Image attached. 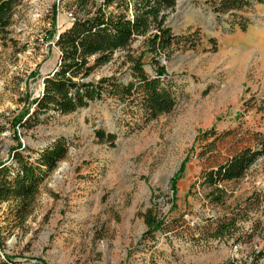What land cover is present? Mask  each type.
<instances>
[{"label":"rangeland","instance_id":"obj_1","mask_svg":"<svg viewBox=\"0 0 264 264\" xmlns=\"http://www.w3.org/2000/svg\"><path fill=\"white\" fill-rule=\"evenodd\" d=\"M81 1L0 0V168H13L16 149L28 156L59 136L67 140L65 157L37 186L25 218L16 215V201H0V242L11 264H264V200L241 222L245 230L260 222L251 238L237 245L189 239L197 235L191 227L264 192V156L236 180L202 184L204 171L253 144L254 133L264 134V2L245 13V31L217 21L209 0L160 9L158 25L175 33L197 29L200 37L194 49L161 57L178 84L169 113L143 123L106 98L19 125L57 64L55 32L82 11ZM108 10L115 12V4ZM125 12L132 15L130 7ZM130 48L153 74L145 36ZM122 54L116 51L93 79L120 76ZM98 129L116 138L99 139ZM149 208L174 230L147 233L142 214Z\"/></svg>","mask_w":264,"mask_h":264},{"label":"trees","instance_id":"obj_2","mask_svg":"<svg viewBox=\"0 0 264 264\" xmlns=\"http://www.w3.org/2000/svg\"><path fill=\"white\" fill-rule=\"evenodd\" d=\"M209 1L216 20L229 23L230 31L235 24L245 31L251 24V18L245 13L255 4L264 2ZM85 2L81 1L79 8L82 11L75 12L70 21L55 32L54 44L59 52L57 64L43 76L41 94L33 101L32 109L28 108L19 118V125L32 127L46 120L51 111L61 115L69 114L87 107L92 101L106 98H113L122 113L137 114L143 123L169 113L176 106L178 84L161 62V57L167 60L175 50L194 49L200 39L197 29L175 33L170 27L156 23L160 9H173L176 0H103L92 10L83 9ZM112 4L117 9L115 12L108 10ZM129 7L132 10L131 16L125 12ZM121 8V12H118ZM2 31L3 27H0ZM137 36H145L153 74L145 69L141 56H134L131 52L130 44ZM209 41L215 50L216 40L209 38ZM116 51L123 52L122 64H125L120 76H102L94 80V72L107 64ZM122 75H129V78L123 81L120 79ZM96 135L99 139L110 141L116 138L115 133H106L104 129L96 130ZM252 140L253 144L243 146L223 162L204 171L202 184L216 187L221 182L242 177L258 158L264 156V134L256 132ZM66 152L67 140L63 136L36 152H28V156L20 150H14L11 163L13 168H0V201H16V215L20 219L25 218L37 186L56 167L57 162L65 157ZM262 200L264 192L247 197L230 212L208 218L202 224L191 227L197 235L192 233L189 239L197 243L231 241L237 245L245 238H251L260 222H251L248 230H245L241 222L251 219L249 211L259 206ZM142 216L149 234L157 230L163 233L174 230L165 225L163 219H157L151 208ZM0 252V264H11L12 258L3 252L1 242ZM223 264L233 262L226 261Z\"/></svg>","mask_w":264,"mask_h":264},{"label":"built area","instance_id":"obj_3","mask_svg":"<svg viewBox=\"0 0 264 264\" xmlns=\"http://www.w3.org/2000/svg\"><path fill=\"white\" fill-rule=\"evenodd\" d=\"M1 253V252H0Z\"/></svg>","mask_w":264,"mask_h":264}]
</instances>
